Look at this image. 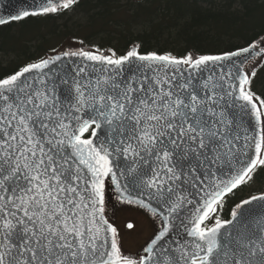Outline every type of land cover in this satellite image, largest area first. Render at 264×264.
Returning <instances> with one entry per match:
<instances>
[{
    "label": "snow or ice",
    "instance_id": "1",
    "mask_svg": "<svg viewBox=\"0 0 264 264\" xmlns=\"http://www.w3.org/2000/svg\"><path fill=\"white\" fill-rule=\"evenodd\" d=\"M79 3L0 0V25ZM77 43L0 78V264H264V192L223 216L264 170V33L182 57ZM115 203L152 221L135 251Z\"/></svg>",
    "mask_w": 264,
    "mask_h": 264
},
{
    "label": "trees",
    "instance_id": "2",
    "mask_svg": "<svg viewBox=\"0 0 264 264\" xmlns=\"http://www.w3.org/2000/svg\"><path fill=\"white\" fill-rule=\"evenodd\" d=\"M264 33V0H80L71 11L29 18L0 26V78L41 56L68 45L123 53L133 42L142 51L214 54L247 46ZM259 61H255V64ZM253 89L264 93V67L257 69ZM264 192V170L227 199L230 209L243 198Z\"/></svg>",
    "mask_w": 264,
    "mask_h": 264
},
{
    "label": "rangeland",
    "instance_id": "3",
    "mask_svg": "<svg viewBox=\"0 0 264 264\" xmlns=\"http://www.w3.org/2000/svg\"><path fill=\"white\" fill-rule=\"evenodd\" d=\"M82 45H68L65 49L81 47ZM86 47V46H84ZM87 50H90L86 47ZM64 49V50H65ZM253 66L251 64L249 67ZM107 215L114 218L122 236V244L126 250L135 251L152 233V221L142 210L133 206L115 203L114 207L107 208ZM132 223L134 227L128 229L126 225Z\"/></svg>",
    "mask_w": 264,
    "mask_h": 264
},
{
    "label": "water",
    "instance_id": "4",
    "mask_svg": "<svg viewBox=\"0 0 264 264\" xmlns=\"http://www.w3.org/2000/svg\"><path fill=\"white\" fill-rule=\"evenodd\" d=\"M33 2L34 0H12V3L15 4L17 7H28ZM0 26H3V25H0ZM106 215H107V209H106Z\"/></svg>",
    "mask_w": 264,
    "mask_h": 264
}]
</instances>
